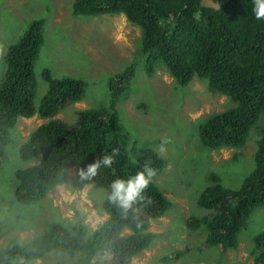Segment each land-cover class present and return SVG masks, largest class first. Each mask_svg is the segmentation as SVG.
<instances>
[{
	"label": "trees",
	"instance_id": "1",
	"mask_svg": "<svg viewBox=\"0 0 264 264\" xmlns=\"http://www.w3.org/2000/svg\"><path fill=\"white\" fill-rule=\"evenodd\" d=\"M201 2L76 0L73 13H122L141 29L142 51L151 73L161 61L181 85L189 84L195 76L208 78L211 88L238 105L208 118L201 129L202 142L210 149L242 147L264 111V20L255 18L253 0H227L219 8ZM44 31L45 20L34 21L6 54L7 69L4 79H0V167L3 148L10 143L11 130L19 117L37 114L47 121L21 145L22 159L33 163L17 171L16 198L23 203L43 200L51 189L64 183L70 168L75 167L81 184L106 190L102 208L108 218L91 235H87L86 225L68 229L61 222H51L41 233L25 240L11 238L0 248V264H27L53 251L76 257L74 264H134L132 258L156 237L150 230L151 221L162 217L171 202L153 181L145 192L151 203L136 204L125 214L109 201L110 185L117 177L134 175L145 164L161 172L165 162L149 148L130 153L115 111L81 109L73 125L57 118L65 104L83 98L86 83L81 79L53 77L45 69L42 74L49 87L40 104H35V65L45 40ZM131 71L132 67L110 79L115 98L126 86ZM115 82L120 89H115ZM258 145L255 167L240 187L227 188L211 175L212 183L198 198L199 205L208 212L193 217L192 225H205L207 242L224 251L239 248L240 231L253 212L264 206V129ZM113 149H118L119 155L111 169L101 168L91 178L81 176L82 169ZM253 240L258 252L253 264H264V231Z\"/></svg>",
	"mask_w": 264,
	"mask_h": 264
},
{
	"label": "rangeland",
	"instance_id": "2",
	"mask_svg": "<svg viewBox=\"0 0 264 264\" xmlns=\"http://www.w3.org/2000/svg\"><path fill=\"white\" fill-rule=\"evenodd\" d=\"M76 0H0V79L7 69L6 54L34 21L45 20V40L35 65L38 106L53 77L72 76L86 83L80 101L67 103L57 115L73 125L77 111L106 108L115 111L123 138L132 154L149 148L158 153L164 139L171 142L162 155L165 167L153 181L171 202L170 208L152 220L156 234L152 244L132 258L134 264H253L258 252L254 236L264 231V206L256 209L240 231L238 249L226 251L207 242V227L192 225L193 217L208 210L198 203L211 175L227 188L240 187L255 167L258 141L264 129V111L250 130L242 147L210 149L201 139L202 126L211 115L238 105L231 97L210 87L209 79L195 76L179 84L158 61L151 73L142 51L141 29L122 13L75 15ZM227 0H202L203 6L219 8ZM132 67L126 86L115 98L110 79ZM115 89L120 84L115 82ZM47 119L39 115L19 117L11 130L0 167V248L11 238L25 240L41 233L49 223L61 222L68 229L86 225L91 235L107 218L102 204L106 190L81 184L75 167L64 183L54 187L43 200L23 203L15 196L17 171L25 162L21 145ZM132 150V151H131ZM136 153V151L134 152ZM159 154V153H158ZM86 235V236H87ZM102 256L98 262H101ZM76 257L53 251L27 264H74Z\"/></svg>",
	"mask_w": 264,
	"mask_h": 264
},
{
	"label": "clouds",
	"instance_id": "3",
	"mask_svg": "<svg viewBox=\"0 0 264 264\" xmlns=\"http://www.w3.org/2000/svg\"><path fill=\"white\" fill-rule=\"evenodd\" d=\"M252 11L257 20H264V0H253ZM171 141L164 139L158 146V153L162 156L166 153V145ZM119 155L118 149H113L111 153H104L98 159L82 169L80 174L83 178H91L98 174L101 168L111 169L115 163V158ZM156 176V169L145 164L143 168L127 179L122 177L115 178L110 185L111 191L108 199L117 205L125 214L136 204L147 206L151 199L145 195L149 185Z\"/></svg>",
	"mask_w": 264,
	"mask_h": 264
}]
</instances>
